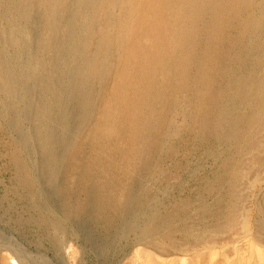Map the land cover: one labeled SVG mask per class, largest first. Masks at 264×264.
Wrapping results in <instances>:
<instances>
[{"label":"bare ground","instance_id":"obj_1","mask_svg":"<svg viewBox=\"0 0 264 264\" xmlns=\"http://www.w3.org/2000/svg\"><path fill=\"white\" fill-rule=\"evenodd\" d=\"M0 128L48 213L18 224L57 246L87 218L149 264H217L240 219L262 246L264 189L251 229L243 194L264 178V0H0Z\"/></svg>","mask_w":264,"mask_h":264},{"label":"rangeland","instance_id":"obj_2","mask_svg":"<svg viewBox=\"0 0 264 264\" xmlns=\"http://www.w3.org/2000/svg\"><path fill=\"white\" fill-rule=\"evenodd\" d=\"M9 138L10 134L3 128H0V243L1 240H5V242L7 241L10 244V250L7 247H0V264H14V261H16L15 264H149L146 260L145 253L143 254L146 248L141 245L132 246L130 243L133 237L131 236L127 240H121L116 247V251L110 250L111 248L105 243L104 232L97 225L93 224L89 218L85 220L84 224L79 222V225H83L82 231H79L76 225H71L74 232L70 236L63 237L62 243L59 246L52 240L55 232L50 226L41 229L36 224H30L26 221L23 224H18V219L22 221L48 213L45 210L41 211L32 206L25 198L24 193L17 187L15 170L9 162L8 149L5 147L9 142ZM202 158L201 153L196 157L194 156L192 165L199 169L201 174L203 173L205 175L210 170L211 164ZM197 161L198 163H195ZM254 177H256L255 170L250 173L248 180L251 182ZM258 178L261 183L257 182L252 188L249 184L246 185L245 188L249 190L248 192L246 190L243 194L244 208L249 209V211L246 209L248 211L246 213L250 212V229L254 225L253 219H255V215L257 214L254 204L256 205L257 200L263 199L262 195H257L256 187L264 189V178L262 176ZM190 184L192 185V181H189ZM171 188L173 189V186ZM253 189L255 190L251 191ZM247 221L246 219L245 225ZM242 223V219H240L237 225L238 227L236 228L237 232L234 234H225L221 242L215 247V260H218L217 264H264V245L261 246V244L255 243L256 241L252 236L254 233L253 230L249 231L247 226L243 228ZM247 231L249 232L246 233ZM9 238L12 240L9 241ZM91 243L102 248L105 247L107 256L98 255L95 248L90 245ZM19 244L26 249V256L29 255L27 262H24L22 259L24 255H18L16 253L17 249L15 246H19ZM119 249L122 250L117 253ZM251 249L254 250L253 254L250 252ZM257 250H260L261 253L259 254ZM136 251H140V253L137 254ZM198 251L202 252L203 250ZM193 253L194 251H190L184 256H181V254H172L170 256H164L163 259L167 261L176 259L178 261V259L184 257L189 260L194 255ZM240 255L244 256L242 261ZM26 256L25 258L27 259ZM154 256L156 255L154 254ZM158 259L160 260L161 258L158 257Z\"/></svg>","mask_w":264,"mask_h":264}]
</instances>
